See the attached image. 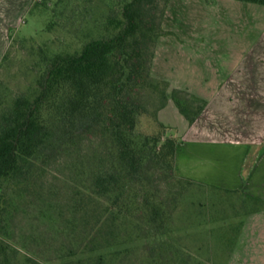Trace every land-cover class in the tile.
<instances>
[{
	"label": "trees",
	"instance_id": "1",
	"mask_svg": "<svg viewBox=\"0 0 264 264\" xmlns=\"http://www.w3.org/2000/svg\"><path fill=\"white\" fill-rule=\"evenodd\" d=\"M170 1H47L49 39L15 42L31 81L8 94L0 80V264L51 262L36 259L13 227L31 208L52 264H189L172 218L194 181L178 173V139L157 114L171 101L191 124L206 103L168 92L151 75L157 40L170 34L163 29ZM10 55L7 48L0 69ZM144 117L152 132L142 130ZM56 170L69 174L62 185L47 178ZM240 199V209L253 203L244 214L264 207Z\"/></svg>",
	"mask_w": 264,
	"mask_h": 264
},
{
	"label": "rangeland",
	"instance_id": "2",
	"mask_svg": "<svg viewBox=\"0 0 264 264\" xmlns=\"http://www.w3.org/2000/svg\"><path fill=\"white\" fill-rule=\"evenodd\" d=\"M47 1L56 0H24L32 4L31 9L29 12L25 11L23 23L17 25L16 36L8 47V52L11 53L8 69H0V80L8 94L25 90L31 81L27 73L30 63L26 60L27 54L24 49H18L15 42L22 38H32L42 43L50 37L44 32L50 16V11L43 4ZM163 29L170 34L157 40L151 75L158 81H164L161 79L163 76L179 86L189 83L202 84L204 79L211 80L217 72L223 75L226 66H239V61L235 60L240 58L235 54L248 49L264 48V8L232 0H217L212 5H206L204 0H173L163 19ZM232 53L235 56H228ZM171 90L168 88V92ZM158 115L159 112L157 119L160 121ZM164 122L165 126L170 128L168 134L176 137L177 133L183 130L181 126L187 121L176 110L175 115L170 113ZM187 124L190 128L184 136L188 141L205 140L229 144L242 142L244 139L240 133V120L206 119ZM141 128L144 132H152V120L142 118ZM62 176L68 177L69 174L57 170L47 174L48 180L58 185H62L61 181L58 182ZM186 178L195 183L187 188L174 211L172 230L179 246L184 249L186 258L188 257V263L242 264L238 238L243 221L249 216L244 214L246 208L251 207L253 203L246 202L244 209H240L244 200L240 199L238 193H231L216 184ZM58 198L64 201L66 196L60 193ZM49 199L52 203L53 197L50 196ZM41 200L34 201L33 205ZM27 202L29 207L33 206L30 205L31 201ZM30 210L33 211L27 215L20 214L13 227H17L18 231L23 229L29 240L27 246L35 251L36 259L44 262L50 260L48 264H52V258L56 255L52 250H47L40 239L37 240L45 227H37L39 222L34 220L39 214L34 212V208ZM53 242L52 249L59 245V242ZM138 244L135 243V246Z\"/></svg>",
	"mask_w": 264,
	"mask_h": 264
},
{
	"label": "crops",
	"instance_id": "3",
	"mask_svg": "<svg viewBox=\"0 0 264 264\" xmlns=\"http://www.w3.org/2000/svg\"><path fill=\"white\" fill-rule=\"evenodd\" d=\"M216 1L208 4L204 0V3L212 5ZM20 2L0 0V60L11 38L16 36L17 25L23 23L25 11L29 12L31 9L30 2ZM172 2L173 0L170 1L166 14ZM235 55L240 58L235 60L239 61V66H226L223 75L217 72L211 80L204 79L202 84L179 86L161 77L170 89L185 91L206 103L196 121L240 120V133L244 136L242 142L229 144L205 140L188 141L184 135L190 127L185 122L181 126L183 130L176 135V138L180 136L177 138V170L181 175L199 182L216 184L231 193L237 192L240 197L264 202V48L248 49ZM235 55L232 53L228 56ZM176 110L175 105L169 101L159 111L160 121L165 125L164 119L170 113L175 115ZM211 133L213 134L212 131ZM248 214L240 228L239 245L237 244L241 262L263 264L264 207L259 206L256 211Z\"/></svg>",
	"mask_w": 264,
	"mask_h": 264
},
{
	"label": "built area",
	"instance_id": "4",
	"mask_svg": "<svg viewBox=\"0 0 264 264\" xmlns=\"http://www.w3.org/2000/svg\"><path fill=\"white\" fill-rule=\"evenodd\" d=\"M38 2H40L41 0H37Z\"/></svg>",
	"mask_w": 264,
	"mask_h": 264
}]
</instances>
